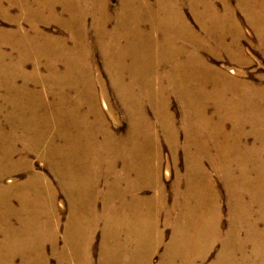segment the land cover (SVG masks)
<instances>
[{
  "label": "bare ground",
  "instance_id": "6f19581e",
  "mask_svg": "<svg viewBox=\"0 0 264 264\" xmlns=\"http://www.w3.org/2000/svg\"><path fill=\"white\" fill-rule=\"evenodd\" d=\"M231 2L120 0L112 13L106 0H43L34 10L22 7L29 30L0 31V87L11 108L6 114L0 109L11 125L8 132L0 127V182L29 174L24 181L0 183V264H15L16 258L19 264H49L43 251L57 231L58 206L51 187L30 172L23 155L39 152L43 144L71 211L65 247L54 250L58 264H95L91 244L98 227L99 264H148L163 244L162 214L172 235L159 264H203L218 241L222 249L213 264H264V86L251 85L233 70L235 78L226 76L202 58L204 52H225L245 64L238 11L255 29L264 55V0H235L234 7ZM57 3L67 18L55 15ZM184 7L203 36L186 20ZM53 21L62 36L40 29ZM3 44L17 51L16 61L6 63ZM97 57L122 116L110 118L99 108V93L105 99L107 87L93 75ZM29 63L32 74L25 70ZM31 84L53 97L52 118L41 110V100L27 97ZM172 97L182 110L179 124L169 110ZM103 103L113 113L108 101ZM157 129L172 163L181 151L187 170L171 197L159 181L163 156ZM248 137L254 145H247ZM207 163L228 194L223 233L219 192L205 172ZM101 181L108 182L104 191ZM148 188L155 190L153 198L141 197Z\"/></svg>",
  "mask_w": 264,
  "mask_h": 264
},
{
  "label": "rangeland",
  "instance_id": "374dc122",
  "mask_svg": "<svg viewBox=\"0 0 264 264\" xmlns=\"http://www.w3.org/2000/svg\"><path fill=\"white\" fill-rule=\"evenodd\" d=\"M43 0H0V31L3 33H14L18 30L19 27L26 31L29 30L30 28V22L29 20L25 17V12L22 10L23 5L29 6L30 8H39V3H41ZM108 4V8L112 13H115L117 9L119 8L120 5V0H106ZM25 3V4H24ZM232 6L234 7L236 2L235 0H232L231 2ZM218 8H221V4L217 3ZM55 9V15L57 16H64L65 18L68 17V14L64 12V7L63 4L57 3L54 6ZM62 10V11H61ZM183 14L185 15L186 20L188 23L191 25V27L196 31L198 34L203 36V32L198 25V23L194 20L191 12L189 11L188 7H184L183 9ZM236 17L237 21L239 23L241 32H242V39L240 40V47H241V52L244 55L245 58V64H239L236 62L231 61L225 52H219V54H212L209 52H204L202 53V58L205 60L207 65L219 72L224 73L226 76L228 75L229 77H233L234 75L230 72L231 70L235 71L236 75L241 76L240 78L249 82L251 85H257L261 84L264 86V55L262 50L258 46V39L256 37V32L255 29L253 28L250 23H248L245 19V16L240 13L239 11L236 12ZM93 18L89 16L87 18V25L91 26L93 21ZM29 23V24H28ZM91 24V25H90ZM40 29L51 36H62L64 32H62V28L55 23L54 21L51 22L49 25H41ZM201 32V33H200ZM232 41V38L229 37L227 42L230 43ZM258 48V49H257ZM3 52L8 54L7 61L6 63L12 61H16L18 58V53L17 51L13 50L11 46H8L7 44H3L2 46ZM98 56V53H97ZM11 61V62H12ZM25 70L27 73H31L33 71V65L32 63H29L26 65ZM42 74H45V71L42 69L41 70ZM93 75L99 77L101 81L104 83V85L107 87V97L103 99L102 93H99V108L102 109L103 112H106V114L112 118L113 116H122L124 115V110L121 107V105L118 102L117 97L114 96L113 91L114 89L110 86L109 84V78L107 72L103 69V61L101 58H96V67L93 70ZM232 75V76H231ZM235 78V76L233 77ZM22 84V80L19 81L18 86L20 87ZM29 94L27 97H37L41 101H37L40 106L42 105V111L48 116V118L53 117L54 113V107H53V97L51 95L47 96V93L44 91L43 87L40 85H29L28 86ZM115 92V91H114ZM5 95L6 91L5 88L0 87V109L2 112L9 113L11 108L9 104L5 100ZM108 101V105L110 109L113 110V113L107 110L105 107V104L103 101ZM85 110V109H84ZM170 113L175 117L176 122L179 124L181 120V115H182V110L180 108V105L178 101L176 100L175 97L171 98L170 106H169ZM12 111H14V108H12ZM46 111V112H45ZM86 111H81V113H85ZM5 113V114H6ZM19 112L16 111L15 115L18 116ZM151 113V112H150ZM150 117H153L152 114H150ZM20 116L15 118L16 120H19ZM7 119L4 116H0V127L3 129V132H8L10 129V124H8ZM122 123H124V127H126V120L123 119ZM157 135L159 136L161 140V152H162V165L159 170V181L163 187H165L166 191L168 192V195L171 197L172 196V189L173 186L176 184V182L179 179H183L185 177V174L187 173V170L185 168V162H184V157H183V152H178L177 155V164L174 165L172 163L171 159V151L167 143L165 142V139L163 137L162 132L157 129ZM248 139V140H247ZM247 140V145L252 146L254 145V139L252 137H248ZM184 140L183 134L181 133L180 136V144H182ZM19 149H22V146L19 144L18 145ZM46 150V144H43L39 152L37 153H26L23 154L24 156H27L28 160L31 162L32 169L30 172L35 175H39L40 177H43V183H47L51 189L53 190L54 196H55V204L58 206V213H57V231L54 232V239L53 241H50V244L47 243L45 244V248L43 251V255L46 258V260L49 262V264H58L57 263V255L55 254V251L60 252L64 247H65V236H66V224L67 221L70 217L71 211L70 210V205L68 203V199L65 196L64 193L59 189V182L54 176V173L52 172L51 168L48 165V162L44 158ZM21 156V155H20ZM206 166V173L210 177L212 183L214 184V189L216 192H219V209H220V218H221V232H226L227 230V225H228V217H229V204H228V194L227 190L221 180L215 174L214 168L209 164H205ZM234 169V167H233ZM117 172L121 171V166L119 165L117 167ZM216 171V170H215ZM233 172V170H232ZM209 173V174H208ZM29 174H27V171L25 174H13L9 177H5L1 180L0 183L3 185H10L11 181L16 182V181H24ZM252 178H255L256 175L254 172H252L251 176ZM130 179H134L133 176L130 177ZM10 180V181H9ZM27 180V179H26ZM108 182L107 181H101V184H99V189L101 191H104L107 187ZM185 187V184L183 181H181V190L183 191ZM144 192V193H143ZM155 195V190L154 189H146L143 190L142 193L140 194L141 197H145L147 199L153 198ZM170 206L172 205V200H170V203H168ZM98 210L101 212L103 203L101 201H98ZM17 207V206H15ZM165 214H162V216L159 218V231L163 233V244L158 248L157 252L152 255L150 261L148 264H159V262L162 259V255L165 250V246L169 244L171 240V235H172V228L170 226H167L166 224V218ZM175 218L172 216V223H175ZM13 225H17L16 221H13ZM2 238V235L0 236V239ZM124 239V238H122ZM101 240H102V232L101 228L98 227L96 231L94 232L93 235V242L91 244V253L94 258L95 264L98 263V254L99 250L101 247ZM202 245V242H201ZM55 246V247H54ZM222 249L221 246V241H218L214 243L211 246V250L209 251L206 260L203 264H213L217 261L218 255ZM56 255V256H55ZM15 264L20 263V259L16 258L14 260ZM201 264V263H200Z\"/></svg>",
  "mask_w": 264,
  "mask_h": 264
}]
</instances>
